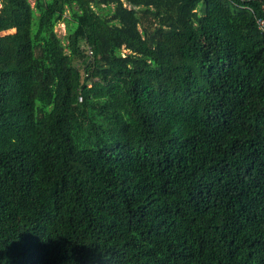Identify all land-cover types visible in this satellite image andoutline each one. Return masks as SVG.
I'll use <instances>...</instances> for the list:
<instances>
[{
    "label": "trees",
    "instance_id": "obj_1",
    "mask_svg": "<svg viewBox=\"0 0 264 264\" xmlns=\"http://www.w3.org/2000/svg\"><path fill=\"white\" fill-rule=\"evenodd\" d=\"M260 17L0 0V264H264Z\"/></svg>",
    "mask_w": 264,
    "mask_h": 264
},
{
    "label": "rangeland",
    "instance_id": "obj_2",
    "mask_svg": "<svg viewBox=\"0 0 264 264\" xmlns=\"http://www.w3.org/2000/svg\"><path fill=\"white\" fill-rule=\"evenodd\" d=\"M30 1L34 5V3H35L36 0H30ZM56 31L58 32L59 36L64 37V35L66 34L65 24L64 23H59L56 26ZM3 33H6V32H3Z\"/></svg>",
    "mask_w": 264,
    "mask_h": 264
},
{
    "label": "built area",
    "instance_id": "obj_3",
    "mask_svg": "<svg viewBox=\"0 0 264 264\" xmlns=\"http://www.w3.org/2000/svg\"><path fill=\"white\" fill-rule=\"evenodd\" d=\"M258 24H259L260 28L264 31V17L258 18ZM89 53H92V51L90 50Z\"/></svg>",
    "mask_w": 264,
    "mask_h": 264
}]
</instances>
